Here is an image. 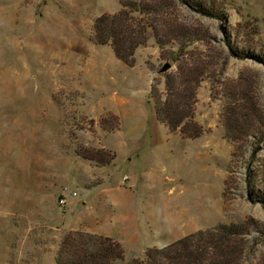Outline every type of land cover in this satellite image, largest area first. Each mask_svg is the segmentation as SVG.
<instances>
[{"label": "rangeland", "instance_id": "rangeland-1", "mask_svg": "<svg viewBox=\"0 0 264 264\" xmlns=\"http://www.w3.org/2000/svg\"><path fill=\"white\" fill-rule=\"evenodd\" d=\"M135 2L0 0V264H56L71 230L103 232L129 259L222 223L240 231L231 264H264V0H142L156 28L183 27L192 41L181 52L184 37L152 36L128 65L95 42L94 23ZM198 59L203 132L191 138L157 119L153 98ZM240 82L260 109L231 140ZM88 148L116 152L114 164L94 166Z\"/></svg>", "mask_w": 264, "mask_h": 264}, {"label": "trees", "instance_id": "trees-1", "mask_svg": "<svg viewBox=\"0 0 264 264\" xmlns=\"http://www.w3.org/2000/svg\"><path fill=\"white\" fill-rule=\"evenodd\" d=\"M139 1L131 6L122 3L118 12L98 16L94 23L95 42L111 45L116 56L128 65H134L137 49L152 36L160 46L169 44L171 39L184 37L185 41L179 44L181 52L191 43L190 31L183 27L156 28L153 21L145 17L155 8L151 3ZM182 1L187 4L190 2ZM202 10L210 13L206 9ZM232 52L242 56L238 49H232ZM261 61L264 63V59ZM196 62V65L184 62L175 74L167 75L166 96L153 98L157 119L167 125L171 132L180 131L183 136L191 138L203 132L202 126L194 120V105L196 89L204 78L207 65L202 59ZM237 85L238 89L230 93L233 100L226 125L231 140H236L240 133H247L255 127L254 116L260 109L251 90L242 82ZM263 140L260 137L258 143ZM79 152L101 166L111 164L117 156L116 152L112 153L105 148H88ZM239 233L236 224L222 223L208 230L188 234L164 246L148 247L144 257L127 259L126 248L119 240L88 231L71 230L62 238L55 260L56 264H231L228 247ZM199 236L201 238L198 239Z\"/></svg>", "mask_w": 264, "mask_h": 264}, {"label": "water", "instance_id": "water-1", "mask_svg": "<svg viewBox=\"0 0 264 264\" xmlns=\"http://www.w3.org/2000/svg\"><path fill=\"white\" fill-rule=\"evenodd\" d=\"M172 67V63L171 62H166L162 65V67L160 68L159 72L164 73L167 72L170 68Z\"/></svg>", "mask_w": 264, "mask_h": 264}, {"label": "built area", "instance_id": "built-area-1", "mask_svg": "<svg viewBox=\"0 0 264 264\" xmlns=\"http://www.w3.org/2000/svg\"><path fill=\"white\" fill-rule=\"evenodd\" d=\"M64 189H67V187H64ZM71 195L72 196H77L78 193L76 191H72ZM67 202H68V200H67L66 197L63 196V197L60 198V203L61 204H67Z\"/></svg>", "mask_w": 264, "mask_h": 264}, {"label": "crops", "instance_id": "crops-1", "mask_svg": "<svg viewBox=\"0 0 264 264\" xmlns=\"http://www.w3.org/2000/svg\"><path fill=\"white\" fill-rule=\"evenodd\" d=\"M107 148V147H106ZM110 149V148H109ZM112 164H114L113 162L111 163V164H109V165H112ZM94 166H98V165H94ZM87 229H89L92 233H97V234H103V232H97V231H95V230H92V229H90V228H87ZM104 235V234H103Z\"/></svg>", "mask_w": 264, "mask_h": 264}]
</instances>
